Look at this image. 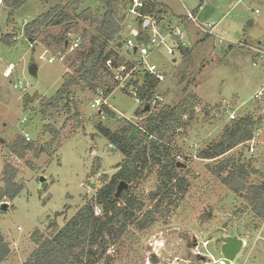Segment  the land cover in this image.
Here are the masks:
<instances>
[{"label":"rangeland","instance_id":"1","mask_svg":"<svg viewBox=\"0 0 264 264\" xmlns=\"http://www.w3.org/2000/svg\"><path fill=\"white\" fill-rule=\"evenodd\" d=\"M158 1L167 10L160 23L161 33L167 35L170 29L178 28L185 33L191 50L185 59L177 50L173 57L164 50L150 56V62L166 74L154 92L152 113L190 95L196 97L189 116L184 117L186 126L169 142L173 158L180 163L177 177L184 179L186 191L165 203L158 202L155 209L156 202L150 203L147 198L159 184L157 170L146 169L142 178L127 188L144 203L139 219L146 211H154V223L142 231L130 228L96 264H211L210 256L221 257L215 241L222 234L246 240L234 264H264V222L256 221L245 202L215 175L218 165L228 159L235 166H244L245 185L264 180V0H204L200 7L201 0ZM57 4L29 0L12 9L3 0L0 6V187L7 161L16 167V182L21 179L22 186L13 201L2 202L8 204V210L0 211V232L10 250L2 264H24L35 249L30 238L34 231L48 236L62 228L92 200L104 180L114 177L123 156L97 132L96 126L100 124L115 133L124 123L142 127L148 117L135 116L141 104L121 89L127 85L122 87L116 77L117 84L109 80L113 92L105 99L114 117L107 115L104 104L99 108L91 106L103 93L84 85L74 89L77 111L48 110L41 114L40 102L53 97L62 85V77L66 73L75 75L81 64L78 60L72 66L75 55L70 56L65 45L59 44L63 26L44 29L33 44L24 36L26 24ZM132 8L138 6L132 4L124 12V38L142 29L139 17L129 12ZM82 9H90L94 15L104 11L98 0H85ZM186 11L194 15L198 24L214 26L213 35L199 32L186 20ZM71 33L81 38L82 45V37L86 36L87 44L93 29L77 21ZM4 35H10L13 41L3 43ZM171 45L174 46L172 40ZM59 54L64 57L61 62ZM119 56V66L130 58L124 50L119 51ZM52 57L56 60L49 63ZM31 65L35 66L34 75L29 71ZM7 69L8 76L4 74ZM116 71L112 69L114 75ZM18 82L21 88L14 89ZM249 115L254 123L250 142L217 159L199 158L200 152L220 142L231 121ZM46 126L59 131L58 144L51 149V155L45 150L52 138ZM25 135L39 151L18 160L5 145ZM26 161L32 163V170L25 166ZM94 210L100 214L98 207ZM53 222L56 228H49Z\"/></svg>","mask_w":264,"mask_h":264},{"label":"trees","instance_id":"2","mask_svg":"<svg viewBox=\"0 0 264 264\" xmlns=\"http://www.w3.org/2000/svg\"><path fill=\"white\" fill-rule=\"evenodd\" d=\"M5 1L10 8L17 9L29 0ZM45 1L58 2V4L24 26V36L31 43L35 42L36 37L44 29L63 26L59 44L64 47L67 41L66 33L77 26V21L88 23L93 33L89 35L87 44L84 43L86 36H83L81 47L70 53V56L75 55L72 66H75L76 61L81 60L80 67L75 75L66 73L62 77V85L53 97L40 102L41 114H47L48 110L61 112L65 109L67 113L77 111L78 102L74 89L82 85L94 92L101 90L102 98L105 100L113 92L108 84L109 80L117 84L112 69L118 70L121 67L119 51L122 52L125 40L122 22L125 18L124 12L133 0H98L104 10L101 15H94L90 9L80 10L85 0ZM140 2L142 4L138 9L140 25H142L141 18L158 17L167 11L157 0H140ZM78 9L79 14L75 13ZM13 39L10 35L1 37V41L6 44H10ZM180 52L182 59L191 54L188 48H180ZM133 65L134 62L124 61L123 67L119 69L121 75L125 76ZM157 86L158 81L146 71L138 70L133 73L127 87L122 90L131 94L128 88L132 87L139 99L141 105L136 110L135 116L140 114L148 116L142 127L124 123L112 133L100 124L96 126L97 132L123 156L122 162L116 166L118 171L110 181L104 180L105 183L96 191L92 200L86 202L62 228L53 230L56 228V223L53 222L48 225L49 228H53L48 236L39 230L34 231L30 238L35 249L24 264H96L111 246L121 241L130 228L142 231L152 225L155 221L154 211H146L139 219L144 203L135 193L128 188L117 193L121 182L129 187L139 181L149 167L157 170L156 176L159 181L156 191L151 192L147 198L150 203L156 202L155 209L158 202L165 203L177 194H184L185 181L177 177L180 163L173 158L169 142L186 126L184 117L189 116L192 109L190 107L194 105L193 101L196 97L190 95L174 106H162L152 113L151 104L155 101L154 92ZM262 96L264 98V90ZM25 100L26 103L30 102L27 96ZM104 107L108 116H115L107 106ZM146 107L148 111L145 112ZM253 124L250 115L231 121L224 129L220 142L200 152L199 158L217 159L236 146L250 141L252 139L250 129ZM45 131L52 136L45 147L51 155V149L58 144L59 131L52 126H46ZM5 146L8 153L18 160H24L29 152L39 151L34 143L26 141L22 136H16ZM25 166L33 169L29 161L25 162ZM244 169L243 165L235 166L227 159L218 165L215 175L225 187L245 202L256 221L264 222V180L259 184L245 185ZM17 175L16 167L8 161L5 162L1 173L0 204L5 199L13 201L20 194L22 186L16 182ZM95 207L100 209L99 215L95 214ZM9 254V246L0 232V264ZM106 257L110 258L109 255Z\"/></svg>","mask_w":264,"mask_h":264},{"label":"built area","instance_id":"3","mask_svg":"<svg viewBox=\"0 0 264 264\" xmlns=\"http://www.w3.org/2000/svg\"><path fill=\"white\" fill-rule=\"evenodd\" d=\"M3 0H0V6H2ZM135 6H138V8H132L130 9V13L137 15L138 9L141 8L142 4L140 0H133V3ZM131 4V5H132ZM186 20L190 21L192 24L195 25L196 29L199 32H202L206 35H213L212 30L214 26H211L210 24L207 25H200L196 22L194 15L186 11ZM142 19V29L130 33L129 37H126L123 43V50L125 53L130 57L127 61L130 63L134 62L133 68L129 70V72L122 76L119 69L116 71V75H114V78L116 77V80L118 79L121 81L122 85H127L129 83V80L131 79L133 73L136 71H146L149 75L153 76L157 81L158 84L163 82L164 78L166 77V74L161 72L157 66L150 62V56L157 50H164L165 53L171 57L174 56L175 50L178 51V54L181 56L180 48H187L186 45V36L185 33L178 30V28L170 29L167 35H163L161 33L160 23L162 22L158 17L156 16H149ZM142 36V38H140ZM66 46L65 48L68 49L69 53H72L76 49L79 48L81 44V38L78 36H74L71 32L66 33ZM171 40L174 43V46L171 45ZM64 57L62 54H59L58 61H63ZM56 59L55 58H49L48 62L53 63ZM133 60V61H132ZM174 61H176L174 59ZM123 66H121L122 68ZM7 69L4 74L6 76L9 75L10 70ZM118 82V81H117ZM21 83L18 82L13 86L14 89L21 88ZM123 87V86H122ZM125 87L121 88L124 89ZM131 92V96L135 98V101L137 104H140L139 99L136 97L135 92L132 87L128 89ZM261 93L256 95L258 97ZM263 94V93H262ZM261 94V96H262ZM103 104L105 105V100L103 98L97 97L91 104L93 108H99L102 107ZM25 140L30 141L29 138L25 135ZM250 142V141H249ZM251 143H254L251 141ZM251 152L254 153V150L251 149ZM260 238V237H259ZM258 238V239H259ZM211 264H234L233 261H228L222 257L218 259H214L212 256H210Z\"/></svg>","mask_w":264,"mask_h":264},{"label":"water","instance_id":"4","mask_svg":"<svg viewBox=\"0 0 264 264\" xmlns=\"http://www.w3.org/2000/svg\"><path fill=\"white\" fill-rule=\"evenodd\" d=\"M66 32V31H65ZM66 46V44H65ZM31 74H35V66L31 65L29 69ZM144 111H148V108L146 107ZM21 179L18 180V184L21 182ZM43 182V180L40 181V183ZM127 184L124 182H121L118 186L117 193H120L122 189H126ZM8 210V204L7 203H1L0 204V211H7ZM220 232H223V230L219 229ZM243 247V240L238 238L237 236H225L221 235L219 238L215 241V249L216 251L221 255L222 258L228 260V261H234L236 258V255L241 251V248Z\"/></svg>","mask_w":264,"mask_h":264},{"label":"crops","instance_id":"5","mask_svg":"<svg viewBox=\"0 0 264 264\" xmlns=\"http://www.w3.org/2000/svg\"><path fill=\"white\" fill-rule=\"evenodd\" d=\"M157 1H158V0H157ZM158 2H159V1H158ZM159 3L163 6V3H161V2H159ZM202 3H203V2L200 1V5H202ZM200 5H199V7H200ZM164 7H165V6H164ZM165 8H166V7H165ZM163 14H165V13H163ZM163 14H161V15L158 16V18H159L161 21H163ZM136 16H137V15H136ZM211 17H212V16H209V18H211ZM137 18H138V17H137ZM249 23L251 24L252 22L250 21ZM33 43H34V42H33ZM33 43H32V44H33ZM259 237H260V236H259ZM260 238H261V237H260ZM260 238H259V239H260ZM240 239H241V238H240ZM242 240H243V247H244V245H245V243H246V240H244V239H242ZM243 247H242V248H243ZM242 248H241V250H242Z\"/></svg>","mask_w":264,"mask_h":264},{"label":"bare ground","instance_id":"6","mask_svg":"<svg viewBox=\"0 0 264 264\" xmlns=\"http://www.w3.org/2000/svg\"><path fill=\"white\" fill-rule=\"evenodd\" d=\"M9 71V70H8Z\"/></svg>","mask_w":264,"mask_h":264}]
</instances>
